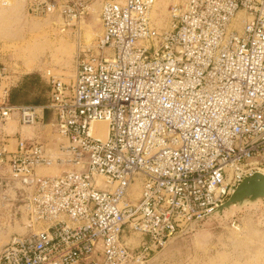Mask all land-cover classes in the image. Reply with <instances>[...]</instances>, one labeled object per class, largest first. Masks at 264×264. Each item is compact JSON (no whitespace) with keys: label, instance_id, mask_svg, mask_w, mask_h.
<instances>
[{"label":"built area","instance_id":"built-area-1","mask_svg":"<svg viewBox=\"0 0 264 264\" xmlns=\"http://www.w3.org/2000/svg\"><path fill=\"white\" fill-rule=\"evenodd\" d=\"M90 2L42 0L33 11L76 34ZM99 2L101 34L76 54L71 83L44 71L46 106L8 105L0 67L9 177L0 188L14 189L0 203L19 204L14 216L25 217L0 264H148L243 178L264 175V0H176L163 28L157 0ZM45 110L65 141L56 157L35 138L11 143L15 132L3 129L41 124ZM93 121L108 122L104 140L91 134ZM53 167L58 175L40 172Z\"/></svg>","mask_w":264,"mask_h":264},{"label":"rangeland","instance_id":"rangeland-1","mask_svg":"<svg viewBox=\"0 0 264 264\" xmlns=\"http://www.w3.org/2000/svg\"><path fill=\"white\" fill-rule=\"evenodd\" d=\"M41 1L10 0L7 7L0 6V67L5 69L9 85L27 72L39 73L43 77L46 69H51L60 81L71 83L76 54L79 50L93 49L101 34L99 0L88 3L87 15L76 34L73 29L62 32L61 19L57 16L36 14L33 7ZM158 1L161 3L159 13L164 21L168 5L175 0ZM85 26H92L95 33L94 39L87 44L82 38ZM161 27H164V22ZM78 34H81L80 46L76 48ZM18 126L15 120L7 121L3 127L4 133L12 135ZM21 129H25L22 137L32 135L30 127L23 126ZM46 131V136L44 134L45 137L41 139H45L44 142L55 157L61 155L57 145L65 141L50 127ZM54 171L50 169L41 173L53 175ZM1 179L6 182L9 179L4 164H0ZM4 191L13 192V185L0 188V197ZM11 203H0V249L7 243L10 233H24L18 223L13 225L14 219L18 221L14 214L19 204L11 206ZM10 212L12 220L8 222ZM22 221H25L24 217ZM234 227H238V230ZM126 237L127 234L122 239ZM136 243L137 239L132 238L130 244L133 246ZM148 264H264V201L226 211L221 216L201 219L194 229L170 239L162 250L152 256Z\"/></svg>","mask_w":264,"mask_h":264},{"label":"water","instance_id":"water-1","mask_svg":"<svg viewBox=\"0 0 264 264\" xmlns=\"http://www.w3.org/2000/svg\"><path fill=\"white\" fill-rule=\"evenodd\" d=\"M259 201H264V175L255 172L251 176L243 178L227 200L203 218L221 216L226 211L231 212L233 209H240ZM197 222L198 220L194 221L184 232L194 229Z\"/></svg>","mask_w":264,"mask_h":264},{"label":"crops","instance_id":"crops-1","mask_svg":"<svg viewBox=\"0 0 264 264\" xmlns=\"http://www.w3.org/2000/svg\"><path fill=\"white\" fill-rule=\"evenodd\" d=\"M34 73V75L37 77V79H39L40 81H43L44 83H45V85L46 86H48V88H49V85L46 83V81L44 80V78L42 77V75L41 74H39V73H35V72H27V73H25L24 75H22V76H20V77H18L17 79H16V81L12 84V85H10V88H16V87H19V86H21V88H24V87H28V85L29 86H31V85H35V82H36V80L34 79H32V78H29V80H26V81H24L23 82V77L24 76H26V75H30V74H33ZM35 81V82H34ZM50 89V88H49ZM49 89L46 91V93L42 96L43 98V104H38V103H36V104H32V105H23V106H37V107H44V106H46V104H47V101H48V95H49ZM27 104V103H26ZM15 117V116H14ZM45 118H48L49 120V122L46 124L45 122H44V120H45ZM52 122V116H51V113L49 112V111H47V110H45V111H43V113H42V121H41V124H38V125H35V126H32V127H30L31 128V131H32V135L31 136H29V137H27L26 136V138H35V139H37L38 141H41V142H44L45 141V139H41L42 137L44 138L45 136H46V128H48L49 126V124ZM23 133H25V129H21V126H18V129H17V131L15 132V135H14V138H12L11 139V143H14V140L16 139V137H17V135H20V136H23L22 134ZM44 134H45V136H44ZM5 167H7L6 165H4ZM12 193H10V196L13 198V194L11 195ZM9 205H11L12 206V203L11 204H9ZM10 211H11V209H10ZM22 219H23V216H22ZM22 219L20 220V219H18V221L16 220V219H14V221H13V225H15V222L16 223H18L20 226H21V221H22ZM11 220H12V216H11V212H10V217L9 218H7V221L8 222H11ZM14 233H17V232H13V233H10L9 235L11 236L12 234H14ZM19 234V233H18ZM9 236V237H10Z\"/></svg>","mask_w":264,"mask_h":264},{"label":"bare ground","instance_id":"bare-ground-1","mask_svg":"<svg viewBox=\"0 0 264 264\" xmlns=\"http://www.w3.org/2000/svg\"><path fill=\"white\" fill-rule=\"evenodd\" d=\"M176 1V0H175ZM160 1L157 0L156 2V5H155V10L153 12V16L156 18V24L158 25V27L160 28H163L161 26H163V22H164V27H166V23H167V20H166V17H167V11H166V14L164 16V21L162 19V15L161 13H159V8H160ZM158 11V12H157ZM240 13L237 15L236 18H234V22H233V25L234 27H239L240 26ZM163 21V22H162ZM82 25V22L78 24V31L80 29V26ZM83 28V27H82ZM79 33V32H78ZM94 31H93V27L92 26H85V30H84V34L82 36L84 42L87 44L88 42H90L91 40L94 39L95 35H94ZM78 44H76V48H77V45L78 47L80 46L79 43H80V38H81V34H78ZM66 48V47H65ZM58 50V49H57ZM59 51V50H58ZM66 52V51H65ZM61 53H64V51H61ZM29 67V66H28ZM27 67V68H28ZM14 126V125H13ZM107 128H108V122L107 121H93L90 125V132L92 135H95L97 138H99L100 140H104L107 136ZM29 133V132H27ZM56 170L54 171L55 173L53 175H58L59 171L56 167H53V168H48V169H42L40 170V172H43L45 170ZM137 185H134L132 186V192L137 195ZM138 196V195H137ZM24 217V216H23ZM25 218V217H24ZM236 230H238V227H234ZM20 231V230H19ZM19 233H22L21 231ZM1 237V235H0ZM1 245V244H0Z\"/></svg>","mask_w":264,"mask_h":264},{"label":"trees","instance_id":"trees-1","mask_svg":"<svg viewBox=\"0 0 264 264\" xmlns=\"http://www.w3.org/2000/svg\"><path fill=\"white\" fill-rule=\"evenodd\" d=\"M29 78L35 79V85L21 88V86L16 88H10L8 93V105L10 106H23V105H32V104H43V95L49 89L43 81L37 79L33 74L24 76L23 82L29 80ZM27 103V104H26ZM48 118H45L44 122L47 124L49 121Z\"/></svg>","mask_w":264,"mask_h":264}]
</instances>
